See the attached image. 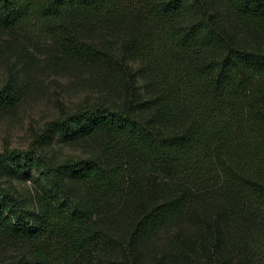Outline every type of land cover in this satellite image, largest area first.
I'll list each match as a JSON object with an SVG mask.
<instances>
[{
  "label": "trees",
  "instance_id": "trees-1",
  "mask_svg": "<svg viewBox=\"0 0 264 264\" xmlns=\"http://www.w3.org/2000/svg\"><path fill=\"white\" fill-rule=\"evenodd\" d=\"M20 36L104 100L0 152L8 264H264V0H0V50Z\"/></svg>",
  "mask_w": 264,
  "mask_h": 264
},
{
  "label": "rangeland",
  "instance_id": "rangeland-1",
  "mask_svg": "<svg viewBox=\"0 0 264 264\" xmlns=\"http://www.w3.org/2000/svg\"><path fill=\"white\" fill-rule=\"evenodd\" d=\"M40 37L29 41L20 36L16 43L13 41L8 48L0 50V86L8 75L18 73L19 78L25 80L26 88L21 102L12 109L0 111V152L26 149L34 135L62 110L70 111L79 105L104 100L85 66L80 67L79 63L64 57L47 38ZM128 64L135 67L132 62ZM52 144V150L59 157L86 153L82 144ZM22 171L34 172L28 167ZM12 182L23 189L30 184L29 180ZM13 250V246H0V264L9 263Z\"/></svg>",
  "mask_w": 264,
  "mask_h": 264
}]
</instances>
